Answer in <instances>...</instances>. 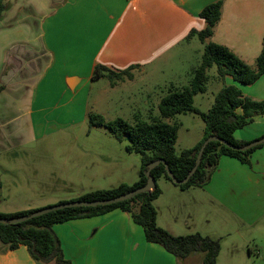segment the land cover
<instances>
[{"label": "crops", "instance_id": "0c3cea01", "mask_svg": "<svg viewBox=\"0 0 264 264\" xmlns=\"http://www.w3.org/2000/svg\"><path fill=\"white\" fill-rule=\"evenodd\" d=\"M217 1L5 0L0 19L2 189L5 177L13 183L62 182L63 163L44 176L35 170L27 179L18 177L14 173L18 154L39 141H46L48 151H55L54 144L59 145L56 150H63V134L72 131L77 140L90 114L101 115L106 121L126 120V99L130 101L138 94L145 101L148 118L160 117L156 113H160L162 98L171 87L187 86L188 77L200 64L204 45L189 34L205 28L199 14ZM263 37L264 0H223L221 18L210 41L226 46L255 66ZM98 65L115 72L134 67L130 70L133 78L115 86L106 78L93 80ZM223 81L219 91L225 85H236L245 97L264 101V74L250 85L230 77ZM153 96L155 108L148 107ZM203 133L191 148L202 140ZM91 135H95L92 155L99 164H110L116 139L101 126H91L86 138ZM234 137L245 143L263 138L264 115L255 116ZM262 144L249 154L248 163L222 156L203 187L182 190L171 181L159 180L161 194L154 201L158 226L174 236L198 233L218 239L221 248L216 264H247L243 248L249 245L258 248V258H264ZM76 164L85 167L86 181L93 186L80 188L65 201L94 190L133 185L139 180L141 165L137 162L123 176L124 169L118 174L103 171L98 165L89 170L90 163L80 158ZM44 195L38 190L17 208L0 207V213L37 210L63 202V196ZM53 230L71 264H202L203 255L179 260L162 246L148 243L143 228L120 209L55 224ZM0 264L37 263L27 247L6 250L0 243Z\"/></svg>", "mask_w": 264, "mask_h": 264}, {"label": "trees", "instance_id": "16d2710c", "mask_svg": "<svg viewBox=\"0 0 264 264\" xmlns=\"http://www.w3.org/2000/svg\"><path fill=\"white\" fill-rule=\"evenodd\" d=\"M5 0H0V19L5 9ZM223 0L205 7L199 17L206 26L201 31L193 30L189 37L197 36L204 49L198 67L191 73V81L187 86L171 87L162 98L158 108L160 117L150 122L138 120L134 124L122 118L106 121L101 115L90 114L89 125L106 128L118 142L129 141L125 146L127 153L140 156L139 180L133 185L120 184L111 189L90 191L81 197L65 202L102 201L119 197L142 188L147 183L146 170L148 165L160 160V163L150 171L155 183L151 191L141 193L134 198L109 206L95 208H65L32 218L18 224H0V241L6 250H14L25 246L31 258L37 264H71L63 255L61 243L53 230L55 224L74 219L90 218L103 215L115 209L130 213L135 223L139 224L148 243L162 246L167 252L179 260H184L192 254L202 253V264H216L220 252V241L209 236L195 233L186 236H174L157 224V210L154 201L161 194L158 181L166 179L182 190L192 187H203L211 177L222 156H229L248 163L249 154L262 146L259 144L245 151H236L227 146L242 147L250 143L237 141L236 131L248 125L255 116L264 115V101H256L245 97L236 85H225L215 96L214 102L207 112H202L194 106V96L207 91V69L216 66L218 76L222 79L232 78L236 83L250 85L264 74V37L262 51L256 59L255 66H250L224 45L210 41L214 29L221 18ZM131 67L115 72L98 65L93 72V80L106 78L111 86L119 81L132 79ZM1 91V89H0ZM242 113L238 114L237 110ZM193 113L204 122V136L193 148L186 149L180 155L176 154V143L179 127L163 119H169L179 114ZM218 137L220 141L209 142L203 149L201 162L189 181L180 184L196 164L197 155L209 137ZM224 141L226 144L222 143ZM166 165L173 174V181L167 174ZM2 184L0 183V200ZM60 204V203H59ZM37 210H29L14 214H1L2 219H14L32 214Z\"/></svg>", "mask_w": 264, "mask_h": 264}, {"label": "rangeland", "instance_id": "374dc122", "mask_svg": "<svg viewBox=\"0 0 264 264\" xmlns=\"http://www.w3.org/2000/svg\"><path fill=\"white\" fill-rule=\"evenodd\" d=\"M195 40L197 43L200 42L198 39ZM195 58L194 56V60ZM207 76V91L194 96V106L202 112H207L209 110L213 103L214 96L219 91L218 87L223 85L224 82L223 79L218 76L216 66L207 69ZM191 78L192 76L188 77V83L191 81ZM133 96L135 95L133 94ZM150 100L148 107L155 108L156 97L154 98L153 96ZM144 102V99L138 96V94L136 97H132L130 101L128 98L126 99V106L124 107L123 113L129 123L134 124L138 120L151 121L147 114L144 113L146 108ZM156 112L155 110V113ZM156 114L158 116L160 115L158 112ZM163 120L170 124H177L179 127V140H177L175 146L177 155H180L181 152L186 149H190L195 141L201 137L205 127L201 117L193 113L179 114L175 117ZM90 129L91 126L89 122H87L83 125L82 133L80 131L77 140L74 139L76 135L71 134L72 131H69L70 134H63V136H66V139L63 140V150H56L59 145L54 144L55 151H48L50 147H48L46 141H39L29 147L22 148L20 154H18L19 160L15 163L16 169L14 173L19 174L18 177L22 175L21 178L27 179L29 178L28 176H33V174H35V170L39 172L41 176H44L46 171H54V167H58L57 165L63 163V181L58 182L56 180H50L48 182L39 183H36V181L34 183H13L5 177L4 187L1 189L2 198L0 200V207H9L10 209L17 208L19 207L18 204L26 203L30 197L35 196L38 190L43 191L45 194L43 196L44 198L63 196L62 201L64 202L66 196L79 191L80 188L92 187L93 184L89 183L90 180L86 181V173H84L86 170L85 167H78L76 164V160L79 158L86 163H90L88 167L89 170L96 169L98 165L103 166V171L109 169L114 170L115 174H118L124 169L127 173L125 172L123 176L128 174V169H131L137 162H140V156L138 154L126 152L125 146L129 144L128 140L122 143L114 140V156H112L110 164L105 162V164H99L95 156L92 155L93 152H95V135L86 138V134ZM85 151L87 153H85ZM160 185H162V183L158 181V187H160ZM56 204L57 203L51 205ZM257 249L258 248L254 245L245 246L243 248V254L247 260V264H264V258H258L256 255ZM250 250L252 256H249ZM196 255L202 256L203 254L196 253ZM199 263L200 262H195L194 264Z\"/></svg>", "mask_w": 264, "mask_h": 264}, {"label": "water", "instance_id": "95a60500", "mask_svg": "<svg viewBox=\"0 0 264 264\" xmlns=\"http://www.w3.org/2000/svg\"><path fill=\"white\" fill-rule=\"evenodd\" d=\"M213 141H220V139L218 137H215V136H212V137H209L203 147L201 148L199 154L197 155V159H196V164L195 166L193 167V169L191 170V172L188 174V176L182 181L180 182V184H184V183H187L190 179V177L195 173V171L197 170L200 162H201V157H202V153H203V149L204 147L209 143V142H213ZM222 143L226 144L224 141H221ZM264 143V137L259 139V140H256L250 144H247L245 146H242V147H234V146H231L229 144H226L227 146H229L230 148H232L233 150H236V151H245V150H248L254 146H257L259 144H262ZM160 163H164V161H160V160H157V161H154L152 162L151 164L148 165V169L146 170V176H147V183L144 187L142 188H138L134 191H131L127 194H124L122 196H119V197H115V198H111V199H108V200H102V201H75V202H65V203H60V204H56V205H51V206H48V207H45V208H42L32 214H29L27 216H23V217H19V218H14V219H2L0 218V224H18V223H22V222H25V221H28L32 218H35V217H39V216H42V215H45V214H48L50 212H54V211H57V210H62V209H65V208H81V207H86V208H95V207H103V206H109V205H113V204H118V203H121V202H124V201H127V200H130L132 198H134L135 196L141 194V193H144V192H148V191H151L155 188V183L153 181V178L152 176L150 175V171L158 166ZM166 171H167V174L168 176L173 180L175 181L174 177H173V174L171 173V171L169 170L168 166L166 165Z\"/></svg>", "mask_w": 264, "mask_h": 264}]
</instances>
